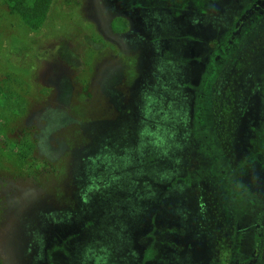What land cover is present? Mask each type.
I'll return each instance as SVG.
<instances>
[{"label": "rangeland", "instance_id": "rangeland-1", "mask_svg": "<svg viewBox=\"0 0 264 264\" xmlns=\"http://www.w3.org/2000/svg\"><path fill=\"white\" fill-rule=\"evenodd\" d=\"M194 1L52 0L29 23L0 0L3 264H145L146 230L134 231L149 212L181 221L183 195L155 199L171 176L182 183L176 52L159 51L176 28L146 35L127 17L139 3ZM173 257L160 264H203L194 249Z\"/></svg>", "mask_w": 264, "mask_h": 264}, {"label": "flooded vegetation", "instance_id": "flooded-vegetation-1", "mask_svg": "<svg viewBox=\"0 0 264 264\" xmlns=\"http://www.w3.org/2000/svg\"><path fill=\"white\" fill-rule=\"evenodd\" d=\"M208 2L202 7L201 0L181 2L173 12L140 3L128 7L129 24H141L146 35L166 23L176 28L159 51L176 52L183 110L178 145L183 158L172 173L182 183L169 176L155 199L176 190L185 207L180 222L150 211L147 227L135 229L146 230L135 244L145 264L192 249L203 264H264V0ZM139 253L135 256L142 257Z\"/></svg>", "mask_w": 264, "mask_h": 264}, {"label": "trees", "instance_id": "trees-1", "mask_svg": "<svg viewBox=\"0 0 264 264\" xmlns=\"http://www.w3.org/2000/svg\"><path fill=\"white\" fill-rule=\"evenodd\" d=\"M51 2L52 0H10V3L7 4L10 11L32 23L44 19ZM0 264H3L1 259Z\"/></svg>", "mask_w": 264, "mask_h": 264}]
</instances>
